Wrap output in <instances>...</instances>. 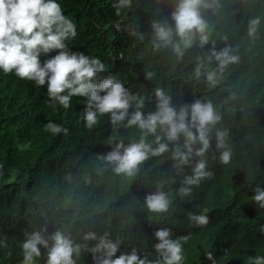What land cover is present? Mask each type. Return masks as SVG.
<instances>
[{"label":"trees","instance_id":"16d2710c","mask_svg":"<svg viewBox=\"0 0 264 264\" xmlns=\"http://www.w3.org/2000/svg\"><path fill=\"white\" fill-rule=\"evenodd\" d=\"M57 2L76 25V37L66 41L69 50L100 58L125 82L135 75L143 87L141 94L148 96L150 86H163L178 102L210 99L237 111L236 120L231 114L224 116L234 151L232 162L223 168L212 163L214 177L210 180L222 190L223 198L229 197L237 214L225 219L210 211L203 185L199 190L195 187L184 201H174L178 208L168 221L171 224L149 222L153 214L143 208L144 196L155 190L152 182L174 176L170 161L152 158L137 178L117 176L98 158L111 150L107 139L115 133L101 121L92 129L84 126L85 106L79 102L84 97H73L68 109L58 104L51 107L46 85L0 76V241H6V246L0 245V264L18 263L22 256L17 241L23 240V231L45 222L49 233L60 228L76 241L88 230L107 231L112 238L123 240L120 251H130L129 245L135 244L152 255V245L157 242L154 231L167 226L174 237L189 236L183 245L184 264H211L205 257L208 251L216 264H250L251 257L264 255L260 231L264 209L251 199L256 184L264 188V0H249L248 18H261L259 35L250 39L246 28L239 42L241 51L233 47L240 60L224 73L230 91L209 89L204 81L193 78L198 49L184 51L182 56L171 48L153 50L149 23L153 18H168L167 0H133L132 9L120 16L113 8L115 0ZM121 21L122 29L131 26L144 33L145 39L139 41L127 31H117L115 25ZM57 51L40 58L45 61ZM148 70L155 74L151 81L144 78ZM49 120L67 127L68 134L45 131ZM137 134L135 129L119 130L125 139ZM221 171L228 179L220 176ZM234 176L237 179L232 182ZM179 186L169 181L173 193ZM188 211H206L209 224L192 226ZM77 264H94L92 254L84 252Z\"/></svg>","mask_w":264,"mask_h":264},{"label":"clouds","instance_id":"9594fccd","mask_svg":"<svg viewBox=\"0 0 264 264\" xmlns=\"http://www.w3.org/2000/svg\"><path fill=\"white\" fill-rule=\"evenodd\" d=\"M132 4L133 0H115V14H127ZM166 4L168 18H153L149 23L153 50L171 48L182 56L184 51L188 54L198 49L193 78L204 81L209 89L230 91L224 73L239 63L242 34L247 28L250 39L259 35L261 18H248L249 0H167ZM122 25L124 21L115 25L117 31H127L139 41L145 39L144 33L131 26L122 29ZM76 35V25L57 0H0V76H16L39 87L46 85L51 107L58 104L68 109L73 97H84L79 101L85 106L84 126L92 129L101 121L115 133L107 139L111 150L98 158L117 176L137 178L152 158L170 161L174 176L152 182L155 190L144 196L143 208L153 214L149 222L171 224L168 221L176 213L177 203L203 185L210 211L225 219L236 215L229 197L223 198L222 190L210 180L214 177L212 163L223 168L232 162L234 151L224 116L231 114L236 120L237 111L230 110L225 102L210 99L178 102L163 86H150L148 96L141 94L143 87L135 75L125 82L100 58L70 51L66 41ZM55 50L57 54L51 58H40ZM154 75L150 70L144 72L149 81ZM124 129H135L138 134L121 138L119 130ZM45 131L67 135L69 130L49 120ZM220 176L228 179L226 172L221 171ZM236 179L234 176L231 181ZM169 181L180 185L174 193L168 187ZM260 185L252 189L251 199L264 209V188ZM187 219L196 227L210 222L206 211H188ZM260 231L264 234V225ZM23 236L17 241L22 256L18 264H37L41 260L43 264H77L84 252L92 254L94 264H184L183 245L189 240L188 235L174 237L169 227L161 226L154 231L157 242L152 245V255L141 252L135 244H128L130 251H120L123 240L112 238L107 231H85L80 241L60 228L49 233L47 222L32 226L31 231L24 230ZM0 245L6 246V241H0ZM205 257L216 264L211 251ZM250 264H264V255L251 257Z\"/></svg>","mask_w":264,"mask_h":264},{"label":"rangeland","instance_id":"374dc122","mask_svg":"<svg viewBox=\"0 0 264 264\" xmlns=\"http://www.w3.org/2000/svg\"><path fill=\"white\" fill-rule=\"evenodd\" d=\"M15 264H18V263H15Z\"/></svg>","mask_w":264,"mask_h":264}]
</instances>
